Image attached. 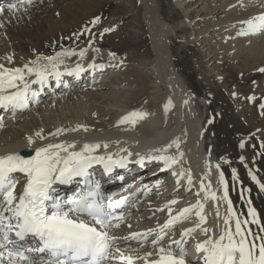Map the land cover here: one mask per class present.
<instances>
[{"label": "bare ground", "instance_id": "obj_1", "mask_svg": "<svg viewBox=\"0 0 264 264\" xmlns=\"http://www.w3.org/2000/svg\"><path fill=\"white\" fill-rule=\"evenodd\" d=\"M12 1L18 5V10L21 8L20 14L17 13L18 10H9ZM128 1L132 5L129 25L124 22L125 12L121 10L126 5L123 0H33L32 4H24L23 7H20L21 0H3L0 4L5 9L0 13V63L7 67H23L40 54L51 56L47 54L48 51H54L52 55H55L65 49L75 50L77 55L65 58L64 64L60 65V70L64 73L62 76L68 79L66 82L63 81L57 87L52 80L54 77H49L54 93L44 84L41 89L46 95L41 96L38 102L35 101L30 110L8 115V110L1 109L0 116L4 117V121L0 127V155L17 152L27 158L35 155L37 147L63 140L77 141L78 147L84 142H108L110 147L107 151L118 155H126L118 150L127 148L133 155L129 158L126 169L116 167L114 173L106 176L103 182L110 181L111 178L118 182L119 177L125 176L123 181L129 184L136 180L131 176L137 174L144 178L138 202L130 204L126 209V223L132 227L122 225L116 232L117 235L158 228L159 224L169 218L166 205L173 199L177 200L175 205H171L173 215L198 200L204 202L207 223L202 227L214 229L218 235L223 228L226 205L223 202L219 204L220 219H217V203L211 199L205 200V193L200 190V180L204 179L207 183V179H211L212 189L215 190L219 187L220 172H223L228 181L229 196L236 211L251 219L248 215V201L251 200V206L257 209L259 219L264 222V190L247 173L251 170L264 181V128L246 123L243 112L237 109L238 106L222 86L224 81L213 73L209 63L204 60L202 45L208 40L206 30L211 24L209 19L205 18V31L201 29L203 26H199L201 21L191 19L194 11L197 14L202 12L201 15L205 16L211 14L212 21L217 19L213 23V31L222 30L221 34L235 37L244 27L241 21L264 13V0H210L208 5L204 0L206 4H202L200 10L194 9L198 0ZM47 6L48 10L51 7L53 9L51 15L45 16L44 27L32 31L26 39L7 31L12 28L9 26L11 20L20 22L21 15L39 10L45 12ZM58 10L62 11L61 14L58 12L61 18L54 13ZM77 10L78 13L74 15ZM105 14L109 18L98 33L106 40L93 38L80 46L57 43L61 37L70 36L77 30L81 32L82 28L89 25L90 17L94 20ZM105 28L112 31L104 32ZM261 34L263 40L264 33ZM213 38L214 36L210 43ZM261 43L251 48L258 59L264 51V41ZM81 49H86L83 57L79 55ZM8 56L13 59H5ZM211 59L213 63L221 61L217 54L211 55L209 60ZM245 61L250 62L252 68L254 65L258 68L264 64V60ZM78 63L84 69L79 73L81 80H77L76 73L69 75L65 71L74 69ZM93 63L104 67H90ZM92 70L97 75L86 81ZM29 79H35V76ZM33 88L34 84L31 85L32 90ZM133 111L146 112L148 115L139 119L135 125L119 123L122 117ZM78 125H84L88 130L81 128L59 136L48 135L58 128L72 129ZM41 130L46 139L36 137L35 134ZM225 134L228 135L224 140ZM30 136L35 140L31 145L28 143ZM116 141L120 143L117 144ZM174 141L179 142L180 148L177 150L173 145L168 154L182 151L184 156L173 169L167 172L154 171L161 168L163 163L150 161L145 162L146 171L143 172V166L135 163L138 159L136 153L145 154L150 149L166 147ZM241 143L245 146L241 147ZM104 151L103 148L100 149L101 154ZM241 157L244 159L241 160ZM216 164H220V169L215 167ZM151 166V169H147ZM182 169L186 175L187 170H191L194 181L191 190L186 175L169 179L171 184L181 186L179 191L170 190L166 183L157 184L168 173ZM233 169L236 170L235 173ZM18 178L20 184L17 193L26 182L22 175ZM245 180L247 184L244 183ZM74 184L75 182L70 186ZM143 185H148L151 191L143 190ZM59 189L61 190L60 185ZM197 192L200 193L199 196ZM197 222L199 218L195 216L194 210L187 220L176 223L170 230L169 237L179 239L183 229L193 227ZM249 226L254 231L258 228L255 224ZM204 239L206 236L198 229L188 242H193L192 245L196 246ZM168 242L169 238L163 241L165 245ZM130 243L131 249L139 248L136 241ZM131 249L128 251L132 255L144 256L146 252L152 251L153 257L149 259L156 258L155 250L150 246L146 245L136 252ZM187 262L195 264L193 261ZM137 264H143V261H138Z\"/></svg>", "mask_w": 264, "mask_h": 264}, {"label": "snow or ice", "instance_id": "obj_2", "mask_svg": "<svg viewBox=\"0 0 264 264\" xmlns=\"http://www.w3.org/2000/svg\"><path fill=\"white\" fill-rule=\"evenodd\" d=\"M32 3L33 0H21L20 7ZM9 10L17 11L18 5L11 4ZM4 11L0 7V13ZM99 20L100 17H96L92 23L96 24ZM241 24L244 27L237 35L264 33V13L241 21ZM85 31L90 30L86 28ZM109 31L112 29H104V32ZM85 54L86 49L79 51L81 57ZM75 55V50L65 49L51 56L40 54L23 67H7L0 63V109L10 110L15 115L17 110L29 108L34 100L38 102L39 92L32 90L31 85L39 84L43 88L49 77L59 81L64 74L60 65L64 64L65 58ZM5 59L11 61L13 57ZM90 67L103 68L104 65L93 63ZM83 70L78 63L74 69L65 71L69 75H78ZM260 71L264 72V68ZM31 76H35V79H29ZM260 107L264 109V104ZM147 115L146 112L133 111L122 117L119 123L135 125ZM2 121L0 117V127L3 126ZM81 128L88 130L86 126L78 125L72 129L58 128L48 135L59 136ZM35 135L46 139L43 130ZM28 143H35L33 137H28ZM173 145L179 150V142L174 141L166 147L150 149L145 154L136 153L138 159L135 163L144 165L146 161H160L164 165L161 171L173 169L184 156L182 151L168 154ZM240 146L245 145L241 143ZM109 147L108 142H84L78 147L77 141L63 140L37 147L35 155L27 158L17 152L0 155V264H137L138 261H143V264H188L187 242L198 229L206 239L196 244L199 255L195 258V264H264V222L259 219L257 209L251 206V200L248 201L251 219L236 211L223 172L219 173V187L215 190L212 189L211 179H207V183L204 179L200 180V190L205 193V200L211 199L217 203V219H220L219 204L223 202L226 205L223 228L218 235L214 229L202 227L207 223L204 202L198 200L173 215L171 205L177 203L175 199L166 205L169 218L158 228L117 235L122 225L132 227L126 223L123 209L140 194L141 189L115 199L114 193L106 194L100 182L92 179L95 165H101L106 173H112L116 167L126 168L130 162L133 153L127 148L118 150L126 155H118L108 152ZM101 148L105 150L103 154L100 153ZM215 167L220 169V164ZM233 172L236 170L233 169ZM20 175L26 182L17 193ZM172 175L184 177L186 173L183 169L179 172L174 170ZM249 175L264 190V181L251 170ZM119 179L123 180V177ZM186 179L191 190L194 181L190 169L187 170ZM74 182L81 185L78 192L70 197L60 194L59 185ZM143 190L151 191L148 185H143ZM197 195L200 193L197 192ZM194 210L199 222L183 229L179 239L170 238V230L177 222L187 220ZM251 224L257 225V230L254 231L249 226ZM166 238H169V242L165 245L163 241ZM131 241H136L139 248L131 249ZM146 245L155 250L156 258L149 259L153 257L152 251L144 256L132 255L128 251L136 252Z\"/></svg>", "mask_w": 264, "mask_h": 264}, {"label": "rangeland", "instance_id": "obj_3", "mask_svg": "<svg viewBox=\"0 0 264 264\" xmlns=\"http://www.w3.org/2000/svg\"><path fill=\"white\" fill-rule=\"evenodd\" d=\"M123 1L126 4L125 7L121 9L123 12H125L124 14L125 21L124 20L123 21L126 23V25H129L131 24L130 21L128 20H129V14L132 13V5L129 3L128 0H123ZM209 1L210 0H205V2L207 3L206 4L204 0H198L197 2L199 3L198 5L196 4L194 6V9L200 10V8H202L203 5L205 4L208 5ZM41 2L43 3V1ZM51 2H54V0H51ZM48 9H49V6H47L45 12L39 10L36 12L31 11V13H27L26 15H21L22 20L20 22L19 20L17 21L11 20L9 22L10 24L9 26H11L12 28L8 29L7 31L10 32L11 34H14V33L18 34L21 38L26 39V37L29 34H31L32 31H35L36 29H41L44 27V20L46 19L45 16H48V14L49 15L52 14L51 12H52L53 7H51L50 10ZM110 9L112 10L113 6ZM20 10L21 8H19L17 13L20 14L21 13ZM58 12L60 14L62 13L61 10H58L57 12H54V13H56L58 18L59 16L61 18L62 16ZM77 13H78V10L75 12L74 15H76ZM201 13L202 12H199L197 14V12L194 11L191 15V19H194V21L196 22L201 21L199 26H203L201 29L204 31H205V27L207 26L205 22V18H207L206 20L209 19V23H211L209 28L206 30V35L208 37L207 38L208 40L202 45L204 52H205L204 60L207 62V64L209 63L208 64L209 68L213 70V73L216 74L219 79H222V81H224L222 83V86L227 91L228 96L230 98L232 97L231 99L234 100L233 101L234 104L236 103L235 105L238 106L237 109L243 112L242 114H244V118H245L244 120L246 121V123L248 125L252 124V126L256 128L257 127L264 128V114H262L264 113V109L260 107V105L264 104V72L260 71V69L264 68L262 67L264 64H261L260 65L261 67L259 66L258 68H256L257 65L256 66L254 65L253 66L254 68H252L250 67L251 65L250 62L247 63L245 61V60H264V51H263L262 57H260L259 59L257 55H254L255 53L251 52V48L253 46H257L258 43L262 44L261 42L264 41V37L262 38L263 40H261V37H262L261 33L250 34V35H237L236 34L235 37L225 36L224 34H221L220 31L222 30H218L220 33L216 32L215 30L214 31L212 30L213 23L216 22L217 19L212 21L211 14L209 16H205V15H201ZM108 18H109L108 14L101 15L99 22L96 24H93L92 17H90L88 19L89 25L82 28L81 32L77 30L75 31V33H73L70 36L61 37L57 43H59V45L75 44V46H80L85 41L87 40L91 41L93 38H96L98 40H101V39L106 40V38L103 37L101 33H98V30L100 29V27H103L106 25V20ZM124 22L122 23V25L124 24ZM86 28L90 31H85ZM113 31H116V30H113ZM74 34H82V35H74ZM135 34L136 33H132V35H135ZM213 36L215 39L213 38L212 42L210 43L209 41H211V37ZM256 37L257 38L260 37V38L257 39ZM233 39L235 42L233 41ZM227 41L229 42L231 41V43H228ZM4 43H7V41H5ZM47 54L52 55L54 54V51H48ZM213 54L218 55L219 60H221L220 63L219 61H216L213 63L214 58L209 60L211 58V55ZM238 61L242 63H239ZM237 62L240 65H238ZM227 135L228 134L224 135L223 137L224 140L227 137ZM246 171H247V168H246ZM248 172L249 171H247V173ZM244 183L247 184L248 183L247 180H245Z\"/></svg>", "mask_w": 264, "mask_h": 264}]
</instances>
